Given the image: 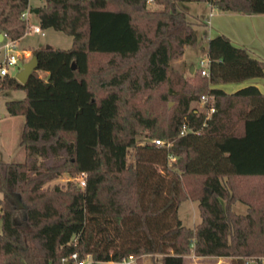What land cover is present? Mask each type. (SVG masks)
Masks as SVG:
<instances>
[{"label":"trees","instance_id":"16d2710c","mask_svg":"<svg viewBox=\"0 0 264 264\" xmlns=\"http://www.w3.org/2000/svg\"><path fill=\"white\" fill-rule=\"evenodd\" d=\"M148 1L0 0L7 38L24 33L25 9L72 36L67 47L35 46L24 82L0 74L1 88L24 89L5 100L23 114L24 156L0 159V264H71L73 251L90 264L129 255L142 264L146 252L184 264L191 251L264 264V91L215 85L263 74L264 59L218 32L204 48L208 73L197 64L185 74L172 60L196 43L195 20L178 0ZM205 1L264 12V0ZM203 93L213 96L208 116L197 104ZM141 132L165 142H138ZM81 171L83 185L47 183ZM186 198L197 200L194 226L178 215Z\"/></svg>","mask_w":264,"mask_h":264},{"label":"rangeland","instance_id":"374dc122","mask_svg":"<svg viewBox=\"0 0 264 264\" xmlns=\"http://www.w3.org/2000/svg\"><path fill=\"white\" fill-rule=\"evenodd\" d=\"M31 1H36V0H31ZM194 4H195V0H192V2H190L189 0H178V5L179 7L182 8H189ZM148 5L155 6V3L150 0L148 1ZM188 18H190L191 20H195L196 16L195 15L193 16L191 13L188 12ZM30 21L31 19H29V22ZM41 28L44 33L32 31L24 35L20 40L17 41V45L15 46V49L23 48L24 44L27 46L31 45L28 47H35L37 45H42L46 43H49L50 45L53 46H61V47H67L71 44L72 36L70 34L60 29H56L52 26L41 27ZM2 52L3 49L0 48V57L2 55ZM187 52L190 53V55L192 56V61L194 63H198L200 57L205 56V50L200 46L194 48H191V46H189ZM178 58H174L172 60L174 66L182 68L185 74L189 73L190 71L186 68V66L180 64ZM23 63H24V59H19L17 63L8 65L9 74H11L12 69L22 67ZM38 73L44 77L47 75V73L41 69H38ZM23 95H24V89L22 88L0 87V159L19 160L22 159L24 156L23 146L19 142L20 132L22 129L23 114L18 115L20 116V118L18 116L12 117V115H9V112L7 111L6 106L4 104L5 99L22 97ZM169 103L171 104L172 102L170 101ZM2 112H5L6 115L3 116ZM151 139H152L151 136H148L143 132L136 134V141L138 142L151 141ZM133 152H134V148L133 146H130L127 151V161L133 160ZM69 178L77 183L76 179L74 178V175H70L66 172L60 174L57 177L50 179L47 183L50 185L53 183L63 184ZM232 208L238 212H244L246 210V204L241 200H235L232 203ZM178 215L185 224L194 226L196 222H198L200 219L197 200L191 198H186L182 200L178 205ZM0 222H1V215H0ZM263 257L264 255H262L261 258ZM230 259H231L230 256H226V257L216 256L209 259L201 258L200 261H207V262L212 261L214 262V264H231ZM149 261L150 264H159L157 261L154 262L152 259L151 260L149 259ZM71 264H74V261ZM184 264H189V263L186 262ZM195 264H203V262H199Z\"/></svg>","mask_w":264,"mask_h":264},{"label":"crops","instance_id":"0c3cea01","mask_svg":"<svg viewBox=\"0 0 264 264\" xmlns=\"http://www.w3.org/2000/svg\"><path fill=\"white\" fill-rule=\"evenodd\" d=\"M189 1L192 2V0ZM29 2L31 4H36L39 3L40 0H36V1L29 0ZM185 9L193 16L194 15L196 16L195 21L193 23V27L197 35L196 43L194 45H186L183 54L181 55V57L178 58L180 64L186 66L188 70L191 64H193V66L198 64L192 61V56L190 55V53L187 52L188 47L191 46V48H194L200 46L202 48H205L207 39L218 32H223L227 34L233 43L245 46L250 51L251 54L264 59V12L248 13V12H240L233 10H225L218 8L217 6L211 4L209 1H205V0H195L194 5ZM29 19H31L30 23L39 24L36 18L32 16H30ZM1 32L3 34L2 36H0V44L8 39L4 35V32L3 31ZM30 32L32 31L24 32L20 37L14 39L15 46L17 45L18 40H20L24 35ZM35 32H40V31H35ZM28 46L24 44L23 48L27 47L33 51L34 47H28ZM30 57L31 56L25 58L24 62L28 60ZM18 69L19 68H16V70ZM44 71L47 73L46 70ZM248 83H253L261 91H264V72L261 75L246 77L238 81L218 82L215 85L222 87L226 91H233L238 87H241ZM2 115L5 116L6 115L5 112H2ZM9 115H12V117H16L20 115V113H16V114L9 113ZM18 117L20 118V116ZM161 255L162 254L160 252H154V253L146 252L142 254V264H150L149 259L150 260L152 259L154 262L157 261L159 264H161ZM216 256L220 257L225 255H197L191 251L185 254L184 263L188 262L189 264H195V263L203 262V264H214V262L212 261L211 262L200 261V259L201 258L209 259Z\"/></svg>","mask_w":264,"mask_h":264},{"label":"built area","instance_id":"2783aa9c","mask_svg":"<svg viewBox=\"0 0 264 264\" xmlns=\"http://www.w3.org/2000/svg\"><path fill=\"white\" fill-rule=\"evenodd\" d=\"M21 16H23L26 19L27 26L25 28L24 32L29 31H40L43 33L42 28L39 24H32L29 22V12L28 9H25L22 11ZM0 48L3 49L2 55L0 57V74H9V68L8 65L15 64L19 59H24L32 55V50L30 48H21V49H15V43L14 39L8 38L7 40L3 41L0 44ZM14 50V51H13ZM198 65L201 67V72L207 74L208 73V57L205 55L203 57H200L198 61ZM13 70H16L14 68ZM12 72V71H11ZM198 105L200 107H204V110L206 112V116L210 114L212 110H214V103H213V96L211 94L203 93L201 94V97L198 101ZM188 129L187 123L184 120L181 125L180 132L184 133ZM152 142L157 144H162L165 142V140L161 137H153L151 139ZM169 143V141H167ZM84 171H81L74 175V178L76 179L77 183L79 185L84 184ZM69 257L74 258V264H90L92 261V258L89 253H87L84 257H77V253L73 251ZM66 257H63L65 259ZM120 264H134L135 263V256L129 255L127 257H123L122 259L118 260Z\"/></svg>","mask_w":264,"mask_h":264},{"label":"water","instance_id":"95a60500","mask_svg":"<svg viewBox=\"0 0 264 264\" xmlns=\"http://www.w3.org/2000/svg\"><path fill=\"white\" fill-rule=\"evenodd\" d=\"M2 34L3 33L0 31V36H2ZM45 46H50V44L46 43ZM36 67H37V58L35 54H32V56L23 63L22 67H20L18 70H12L11 74L14 75L19 81L24 82L27 79V77L30 75L32 70ZM193 67H194L193 64H191L189 71H192ZM63 264H68V260L67 259L64 260Z\"/></svg>","mask_w":264,"mask_h":264}]
</instances>
